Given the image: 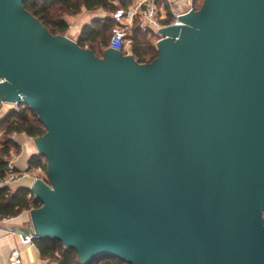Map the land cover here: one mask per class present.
Here are the masks:
<instances>
[{"label":"water","instance_id":"water-1","mask_svg":"<svg viewBox=\"0 0 264 264\" xmlns=\"http://www.w3.org/2000/svg\"><path fill=\"white\" fill-rule=\"evenodd\" d=\"M0 0V100L24 102L50 183L22 237L81 261L264 264V0H203L158 56H103Z\"/></svg>","mask_w":264,"mask_h":264},{"label":"trees","instance_id":"trees-1","mask_svg":"<svg viewBox=\"0 0 264 264\" xmlns=\"http://www.w3.org/2000/svg\"><path fill=\"white\" fill-rule=\"evenodd\" d=\"M132 1L122 0L121 5L128 6ZM24 6L53 34H67L69 22L66 16H77L84 10L103 9L109 14L95 17L85 24L76 40L80 46L90 48L100 57L103 56L105 48L109 47V39L115 26L113 12L118 7L113 0H26ZM55 7L60 13H55ZM109 32L111 33L107 40ZM154 35L153 29L143 30L136 22L130 34V51L125 50L124 53L129 51L140 63L153 61L159 54L157 46L151 43ZM46 131L44 123L28 104L20 102L16 108H10L0 121V177L5 169L4 154L10 153L12 146L20 152V146L11 135L25 133L36 138L44 135ZM39 167L47 172L46 156L37 153L30 157L28 169ZM41 205V199L36 197L27 186H19L15 190L0 187V219L17 217L24 211ZM33 243L42 258L55 264H129L111 256L97 257L83 262L79 259L75 248L67 247L56 238H33Z\"/></svg>","mask_w":264,"mask_h":264},{"label":"built area","instance_id":"built-area-1","mask_svg":"<svg viewBox=\"0 0 264 264\" xmlns=\"http://www.w3.org/2000/svg\"><path fill=\"white\" fill-rule=\"evenodd\" d=\"M202 3L203 0H133L128 6H118L113 12L115 26L109 39V46L124 53L127 50L131 30L136 22L143 30H154L157 46V42L164 36L158 29L166 25L180 23L179 15L189 12L191 9L198 10ZM128 53L130 52L127 51L124 54ZM4 80L3 77H0V82H4ZM7 104L16 108L19 103L0 100V110ZM16 134L13 133L11 137L13 138ZM18 156L19 152L15 149L4 154L5 169L0 177V187L13 189L17 183L31 176L32 170H29L28 167L25 169L18 168L16 163ZM33 170H41V168ZM7 220L9 218H3L0 219V222ZM22 242L33 244L32 235L22 237ZM23 260L22 251L17 247L12 248L8 257V264H23Z\"/></svg>","mask_w":264,"mask_h":264},{"label":"crops","instance_id":"crops-1","mask_svg":"<svg viewBox=\"0 0 264 264\" xmlns=\"http://www.w3.org/2000/svg\"><path fill=\"white\" fill-rule=\"evenodd\" d=\"M132 1V0H125ZM115 4L118 6H122V0H113ZM93 13V14H92ZM109 12L98 9L95 11L84 10L80 16L76 18L68 19L69 22V30L67 35L71 36L75 40L81 33L82 27L91 22L95 17H104L108 15ZM83 15V16H82ZM90 15V16H89ZM81 17V18H78ZM12 108L10 104L4 105L0 110V121ZM13 139L20 146L19 156L17 158V166L20 169H25L28 167L29 159L32 155L38 153V147L35 142V137L28 136L25 133H17ZM15 147L12 146L11 150H14ZM37 179H42L47 183H50L48 173L45 172L44 169L41 170H32L31 176L17 183L12 190H15L19 186H27L32 187ZM34 195L36 194L33 191ZM30 211V210H29ZM29 211H24L17 217L9 218L7 221H1L0 224L6 225H20L24 224L26 220H28ZM17 247L22 251L23 254V264H55V262L50 261L48 259H44L40 256L39 250L35 246V244H24L22 242V236L18 233L8 231L2 227H0V264H8V257L11 252V249Z\"/></svg>","mask_w":264,"mask_h":264},{"label":"rangeland","instance_id":"rangeland-1","mask_svg":"<svg viewBox=\"0 0 264 264\" xmlns=\"http://www.w3.org/2000/svg\"><path fill=\"white\" fill-rule=\"evenodd\" d=\"M54 10H55V13H60L59 12V10L55 7L54 8ZM81 14V13H80ZM80 14L79 15H77V16H80ZM93 14V13H92ZM77 16H66L67 17V19H71V18H76ZM83 16V15H82ZM90 16V15H89ZM78 18H81V17H78ZM110 33L111 32H109L108 33V35H107V40L109 39V36H110ZM151 43H153V44H155L156 45V42H155V38L153 37L152 39H151ZM130 44H131V40L129 39V41L127 42V50H129L130 51ZM29 211V210H28ZM28 215H29V212H28Z\"/></svg>","mask_w":264,"mask_h":264}]
</instances>
